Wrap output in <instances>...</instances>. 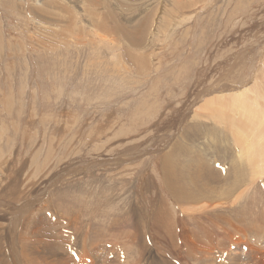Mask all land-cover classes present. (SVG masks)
Returning <instances> with one entry per match:
<instances>
[{
	"label": "rangeland",
	"instance_id": "374dc122",
	"mask_svg": "<svg viewBox=\"0 0 264 264\" xmlns=\"http://www.w3.org/2000/svg\"><path fill=\"white\" fill-rule=\"evenodd\" d=\"M262 104L264 0H0V208L17 206L37 224L54 219V227L43 225L52 229L51 236H42L47 241L58 238L54 242L74 243L81 250L101 239L100 252L89 261L86 257V263L161 264L164 255L149 242L146 259L141 263L136 257L138 228H121V233L111 226L112 218L105 221L96 215L101 196L110 188L128 198L134 195L132 199L142 195L147 202L158 196L162 188L155 172L157 157L174 141L187 150L212 152L229 145L226 137L240 138L237 134L248 131L258 152L264 146ZM210 109L221 118L215 112L217 120L212 119ZM247 115L253 124L244 120ZM242 140L248 144L247 137ZM135 149L140 161L130 170L118 156ZM60 184H69L68 194L97 198L88 201L99 204L83 213L67 204L68 196L61 207L54 191L64 187ZM9 187L15 195L24 191L27 196L8 201ZM147 187L156 193L148 194ZM9 215L0 220L7 243ZM68 217L76 222L67 223ZM25 234L23 242L32 243L34 238Z\"/></svg>",
	"mask_w": 264,
	"mask_h": 264
},
{
	"label": "bare ground",
	"instance_id": "6f19581e",
	"mask_svg": "<svg viewBox=\"0 0 264 264\" xmlns=\"http://www.w3.org/2000/svg\"><path fill=\"white\" fill-rule=\"evenodd\" d=\"M179 4H183V3L181 2ZM148 6H150V5H148ZM145 8H146V6H145ZM163 9L164 8H162V10ZM140 12H142V10ZM166 12L167 11H165L163 13H166ZM169 12H170V10L168 11V14H169ZM161 15H160V17H161ZM163 19L161 18L162 21H163ZM156 25H157V23H156ZM237 95H239V97H240V94H237ZM242 97H240L241 100H243ZM224 101H225V99H224ZM240 103H241V101L239 102V104ZM242 103H241V105H242ZM206 104H207V102H206ZM241 105H238V106L241 107ZM263 105L264 104H262V106ZM210 106H211V104H210ZM234 106H237V105H234ZM215 108L216 107L214 106V109ZM245 108H248V107H245ZM241 109H244V108H241ZM250 109H251V107H250ZM262 109H264V108H262ZM222 110H223V108H222ZM246 110H249V109H246ZM259 110H261V108ZM211 111L212 110L210 109L209 112H211ZM215 112H216V110L214 111V113ZM222 112L224 113V111H222ZM260 112L262 114L263 110H261ZM212 113H213V111L211 112V114ZM217 113L218 112H216V117L221 118L220 114L218 113L219 115H217ZM223 113H222V115H224ZM213 114L211 117L212 119H214ZM250 114H251V112H250ZM258 114L257 113L255 114V116L257 118H259ZM263 115H264V112H263ZM203 116L207 118L210 115L209 116L203 115ZM232 116L230 119H232ZM252 116L254 118L253 114H252ZM252 116L247 115L244 120H247V117H248V119L249 118L252 119L251 118ZM223 117H225V116H223ZM236 117L237 116H233V118H235V120H237ZM241 117H244V116L242 115ZM263 118H264V116H263ZM214 120H217V119H214ZM214 120H212L211 122H213ZM250 121H252V120H250ZM250 121H248V122H250ZM216 122H219V121H216ZM233 122H234V119H233ZM233 122H231V123H233ZM235 123H233V125ZM238 123H240V121H238ZM250 123L253 124V122H250ZM254 123H256V122H254ZM214 125H215V123H214ZM218 125H220V124H218ZM212 126H213V124H212ZM235 127L239 128L238 125ZM245 127L246 126L244 125L243 129H245ZM229 128H232V127H229ZM246 128L248 129L249 127H246ZM252 128H254V130H255L254 126ZM232 129L234 132H236V130L234 128H232ZM240 130H242V128H240ZM228 131H230V130H228ZM242 131H244V130H242ZM247 132L248 131H246V134L244 136L239 135L236 132V134L238 136H240V138L237 136H231V138L226 137V142L229 145L228 146L225 145V148L223 150H220L219 148L213 149V150H211L212 152L209 151L210 149L208 151H202L203 150L202 149L201 153H198L196 150H195L196 152L191 151V150H187L182 144L174 141L172 143L169 151H167L163 154H160L157 157V161H156V165H155L156 166L155 172L157 171L156 176L158 177L157 178L158 184L162 188L161 191L163 193L161 191H157L158 196L155 195L154 197L149 198V201L147 202L145 197L142 195L137 196L135 199H132L134 197V195H133V197L131 195V197H129L130 198L129 199L128 195L127 196L126 195H120L119 192L118 193L116 191H115L116 193L114 192V188H110L109 193L106 196H104V197L101 196L100 200H101V202L102 201L103 202L101 203V207L98 208L96 215L99 217L101 216L100 219H105V221L110 220L112 218L113 221L110 223V224H112L111 226L115 227L116 229H119L118 231L121 233H123V232L120 229L121 228L124 229L128 226L129 227L130 226L136 227L139 229L140 243H139V246L137 248V252L136 251L135 252L137 253L136 257L139 258L141 263L147 257V256H145L146 254L143 252L147 251V250H145V248H146V244L149 242L151 244L150 247L154 246L153 248H155V249L152 248L153 250H156L158 253L161 252L164 255V259L162 258L163 255H162V257L159 258V259H161V258L163 259V261L160 262L161 264H264V182L260 179V177L264 173V158H263V150H262V148H264V146L262 145L263 146L262 148H260V149L258 148L259 151L257 152V150H256L257 145L256 146L253 145L254 141L252 142V140L250 138L251 136H249V133H251V132H248V134H247ZM256 135H258V134L256 133ZM213 136H214V134H213ZM215 136H216V134H215ZM246 137H247V143L248 144H245L242 140V139H245ZM213 139H215V138H213ZM210 144H211V141H210ZM115 145H116V147L118 146V144H115ZM258 145H259V143H258ZM121 146H119V147H121ZM208 146L210 147V145H208ZM118 149L119 148H117V150ZM120 149H122V148H120ZM195 149H196V147H195ZM162 150H163V147H162ZM117 152L119 153V151H117ZM114 153H116V152L114 151ZM120 153H122V152H120ZM180 154H182V156L185 155V158H183L182 156L180 158ZM195 155H197V156H195ZM139 156H140V154L138 153L137 149H135V152H133L132 154L125 156L122 153L120 155V157L118 156V158H120V161L122 163H124V166L126 168L129 167L128 169L131 170L134 166L139 164V161H140ZM118 158H116V159L119 160ZM4 160H6V159H4ZM4 160H2V161L4 162ZM109 162H111V161H109ZM2 165H4V164L2 163ZM6 165H7V163H6ZM7 167H10V166H7ZM2 169H4V168H2ZM9 169L10 168H8V170ZM4 173H6V171ZM9 173H8V175H9ZM55 175L56 174H54V176ZM65 175H67V174H65ZM120 176H122V174ZM65 177H67V180H69L70 175L68 174ZM37 181H40L39 178ZM43 181H45V180H43ZM41 182H42V180L39 182V185ZM0 184H2V183H0ZM44 184H41V185L43 186ZM62 185L60 184V186H62ZM123 185L125 186L126 184H123ZM45 186H43V187H45ZM55 186L57 187V183ZM15 187H17V185H14V188ZM43 187H41V188H43ZM151 187L153 188V186H151ZM14 188L10 189V187H9L6 190L7 195L9 194L7 196L8 201H12V199H14V198L19 199L21 196H27V195L23 194L24 191L22 193H17L15 195ZM83 188H85V187H83ZM103 188H105V187H103ZM152 188L147 187V188H145V190L148 194H153V192H155V191H153ZM250 188L253 190V192H251L249 190ZM2 189H3V187H2ZM45 189H46V187H45ZM52 190H53V187H52ZM71 190L72 189L69 187V184L65 185L64 187H59L57 190L56 189L54 190L56 192L55 196L57 197V199H58V196L60 197L58 201H60V199L62 200V198L67 199V197L70 196V198H68V200H69L68 203H67V201L62 200V205L63 204L65 205V202H66L67 204H69L70 207L71 206H73V207L79 206L80 208L83 209L82 212L83 211L84 212L90 211L92 209V207H93L92 211L94 209H96L95 207L99 204V202H98L99 199L97 200L98 203L96 205L95 200L97 198L93 200V199H90L91 197L87 198L86 196H83V195H82L83 198H81L80 197L81 195L78 196L75 194H72V195L70 193L68 194V192ZM17 191H19V190H17ZM35 191H37V190H35ZM54 191H50V192H52L53 198L55 197V196H53ZM84 191H86V190L84 189ZM38 192H40V190ZM55 192H54V194H55ZM33 193H36V192H33ZM21 194H23V195H21ZM96 194H98V193H96ZM5 195L6 194H4L2 196H5ZM14 195L16 197H14ZM7 197L4 199L6 200ZM50 197H51V194H50ZM89 199L93 200L95 202L93 203L91 201H88ZM5 200H3V201H5ZM28 200L29 199H27V201ZM51 201H53V199ZM87 201L91 202L92 205L90 203L88 204ZM2 203H1V205H2ZM56 203L57 202H55V204ZM44 204L46 206V203H43V205ZM57 205L61 206V204L59 205V203ZM64 205L61 207L65 208ZM174 205H175V207H174ZM58 206H56V207H58ZM40 207H42V206H40ZM56 207H55V209L57 210ZM16 208H17V206H16ZM16 208H12V207L10 208L9 207V209L8 208L6 209L7 211L0 208V211L1 212L3 211L2 214H0V220H4L5 217H7V216H5V214H10L9 216H11V218H7L8 224L10 226L9 230L7 232V234L9 235V241H10L9 243L5 242L3 236H1L2 233L0 232V264H78V262H79V264H85L86 261H84V259L86 257L89 261L91 259L90 255L95 254V253L96 254L99 253L100 252L99 250L102 248L101 246H99V242L101 241V239L98 242H94V244L95 243H97V244H95L96 246H93V247H91L93 245L92 242L91 243L87 242V245L90 244L91 246L90 247H84V249L82 248L81 250L77 248L78 247V246H76L77 244L73 245L74 243L71 244L68 241L67 242L69 244L65 242L66 245L64 244V242H54V241L58 240V238H55V239L53 238L51 240V239H49L50 238L49 237L48 241L46 239H42V236L44 238L46 236L52 235V229L51 230H45L43 228V225L46 223V224L53 226L52 224H54V221H53L54 219L53 220L52 219L47 220V221L44 220L45 222L43 221V222H39L40 224H37V222L33 218H31L30 215L26 216L25 214H23V210H22V212H20ZM48 208H51V207L48 206ZM13 209H16V211H14ZM40 209H42V208H40ZM74 209H76V208H74ZM36 210H37L36 212H39L38 209H36ZM48 212L47 213L45 212V214L48 215ZM50 212H49V214H50ZM52 212H53V210H52ZM56 212L54 211L53 214H55ZM67 213H68V211H67ZM87 213L89 214L90 212H87ZM92 213H94V212H92ZM41 214H42V212H41ZM58 214H59V212H58ZM64 215L65 214L63 213V216ZM59 216H62V215H59ZM86 216H87V214H86ZM89 217H91V216L89 215ZM103 217H105V218H103ZM51 218H53V217H51ZM35 219H37V218H35ZM40 219H41V217H40ZM69 219L71 221H69ZM69 219H68L67 223L72 222V220H73V218L72 219L69 218ZM89 219L91 220V218H89ZM92 219H95V218H92ZM93 221L94 220H91L92 223H93ZM0 222L2 223V221H0ZM29 222L33 223L30 230H29L30 226L28 225ZM73 222H76V221H73ZM6 223H7V221H6ZM97 223H95V224H97ZM99 225H102V222ZM107 225H109V224H107ZM0 226H2V224ZM4 226H6V225H4ZM95 226H97V225H95ZM95 226H94V228H95ZM6 227H8V226H6ZM1 228H0V230H2ZM101 228L103 229L105 227L102 226ZM115 228H110V229H115ZM107 231H109V230H107ZM99 232H100V230H99ZM125 232L128 233L127 231H125ZM23 233H27V234H25V236L26 235L28 236V234H29L28 238H34V240L30 239L33 242L28 239L29 242H32V243H24L23 242L24 240L21 237V234H23ZM95 233H96V231H95ZM103 233H105V232H103ZM98 234H100V233H98ZM8 235L5 237H8ZM133 235H134V233H133ZM22 236H24V235H22ZM76 236H78V234ZM87 236L89 238L88 234H87ZM121 236H119V237H121ZM106 237H108V236H106ZM109 238H110V236H109ZM111 238H112V236H111ZM80 240H82V238ZM90 240H92V239L89 238L88 241H90ZM25 241H27V238H25ZM36 241H44V243L42 245H40V244H38L39 242L35 243ZM6 243L8 245H6ZM132 243L133 242H131L132 246L136 244V243L135 244H132ZM103 244H105V243H103ZM101 245H102V243H101ZM84 246H86V244ZM81 247H83V246H81ZM134 248L135 247H133V249ZM151 256H149V257H151ZM157 257H159V256H157ZM159 259H158V261H160ZM100 260H101V258H100ZM109 260H111V259H109ZM117 260H119V259H117ZM149 260H151V259H149ZM154 260H153V262H154ZM111 261L113 262V260H111ZM97 262H100V261H97ZM156 262H157V260H156ZM125 263H126V261H125ZM86 264H89V262H87ZM95 264H97V263H95ZM108 264H109V262H108ZM113 264H114V262H113ZM153 264H155V262Z\"/></svg>",
	"mask_w": 264,
	"mask_h": 264
}]
</instances>
